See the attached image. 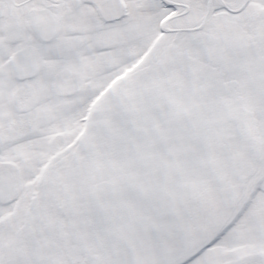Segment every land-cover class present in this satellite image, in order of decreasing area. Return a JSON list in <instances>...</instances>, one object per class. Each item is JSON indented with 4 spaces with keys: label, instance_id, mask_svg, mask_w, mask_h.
<instances>
[{
    "label": "snow or ice",
    "instance_id": "snow-or-ice-1",
    "mask_svg": "<svg viewBox=\"0 0 264 264\" xmlns=\"http://www.w3.org/2000/svg\"><path fill=\"white\" fill-rule=\"evenodd\" d=\"M0 264H264V0H0Z\"/></svg>",
    "mask_w": 264,
    "mask_h": 264
}]
</instances>
